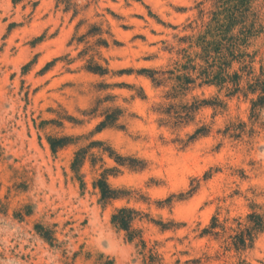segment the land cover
Returning a JSON list of instances; mask_svg holds the SVG:
<instances>
[{
	"label": "rangeland",
	"instance_id": "obj_1",
	"mask_svg": "<svg viewBox=\"0 0 264 264\" xmlns=\"http://www.w3.org/2000/svg\"><path fill=\"white\" fill-rule=\"evenodd\" d=\"M219 7L0 0V264H264V233L246 251L232 240L264 216V0L222 87L197 45ZM123 208L134 241L112 222Z\"/></svg>",
	"mask_w": 264,
	"mask_h": 264
},
{
	"label": "trees",
	"instance_id": "obj_2",
	"mask_svg": "<svg viewBox=\"0 0 264 264\" xmlns=\"http://www.w3.org/2000/svg\"><path fill=\"white\" fill-rule=\"evenodd\" d=\"M253 1L219 0L220 7L214 14L212 22L208 25L204 34L197 40V45L202 50L201 56H203L205 63L208 65L205 72L201 73L204 83L222 87L227 83V79L231 78V76L226 74V68L231 66V63L228 62L230 52L237 50V45H240L238 41H242L245 44L247 39L253 35L252 30L246 26L247 23L245 20L250 12ZM237 27H240L239 33L238 35H234V29ZM233 40H235L234 43H231ZM214 68H218L217 71ZM92 71L105 74V71L101 68ZM232 78L235 79L234 84L238 86L236 79H240L239 75L236 74ZM187 81L188 83L195 82L191 78H188ZM253 93L259 94L258 100L253 103V110L255 111L259 107H264V81L257 80ZM112 125L113 122L107 119L100 125L99 129L103 130ZM69 141V138L51 140L52 150L57 151V149L67 146L70 143ZM83 153V151H79L76 154L72 165L73 171L77 174L80 172L84 162ZM96 187L100 189L102 200L104 201H109L117 197L116 192L111 190L107 181L104 179L96 183ZM136 214L137 212L133 209L123 208L113 216L112 220L116 227L128 233L131 241L136 239L135 231L133 230ZM216 221L217 219H214L213 225L205 230L204 235L213 234V230L218 227L216 226ZM262 233H264V216L256 213L250 214L248 216V224L232 238L234 248L237 251L252 249L257 237ZM44 238L47 241L51 240L49 236H44Z\"/></svg>",
	"mask_w": 264,
	"mask_h": 264
}]
</instances>
